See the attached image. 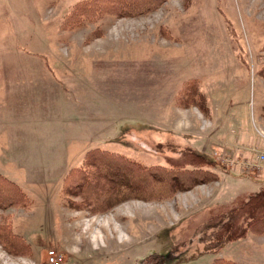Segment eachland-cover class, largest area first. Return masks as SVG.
I'll use <instances>...</instances> for the list:
<instances>
[{
	"label": "rangeland",
	"instance_id": "1",
	"mask_svg": "<svg viewBox=\"0 0 264 264\" xmlns=\"http://www.w3.org/2000/svg\"><path fill=\"white\" fill-rule=\"evenodd\" d=\"M80 1L0 0V174L29 201L0 210V227L22 238L15 255L0 245V264H264V234L219 248L205 226L264 185V0H168L64 29ZM194 79L201 107H183ZM245 135L251 160L233 142ZM93 149L144 167L196 152L219 180L94 215L64 192Z\"/></svg>",
	"mask_w": 264,
	"mask_h": 264
},
{
	"label": "trees",
	"instance_id": "2",
	"mask_svg": "<svg viewBox=\"0 0 264 264\" xmlns=\"http://www.w3.org/2000/svg\"><path fill=\"white\" fill-rule=\"evenodd\" d=\"M166 1L168 0H82L64 17L62 27H79L85 20L93 22L102 15L116 18L138 17L156 11ZM259 75L264 78V66ZM176 99L183 107H201L202 96L198 80L185 83ZM85 164L82 168L69 171L64 192L81 200L69 201L68 207L86 209L94 215L105 213L125 200L165 199L178 191H187L219 180L215 161L196 152L186 153L181 160L172 161L166 167H144L122 155L93 149L85 155ZM28 202L19 185L0 174V210L26 208ZM209 219L205 226L208 230H213L214 243L219 248H222L221 240L230 242L249 232L264 234V185L255 193L243 194L231 203L215 207L213 216ZM20 241L22 238L12 234L8 227H0V245L8 253H19L17 242ZM159 258L162 257L154 255L146 260L148 263L159 264ZM211 264L236 263L216 260Z\"/></svg>",
	"mask_w": 264,
	"mask_h": 264
},
{
	"label": "crops",
	"instance_id": "3",
	"mask_svg": "<svg viewBox=\"0 0 264 264\" xmlns=\"http://www.w3.org/2000/svg\"><path fill=\"white\" fill-rule=\"evenodd\" d=\"M233 140H234L233 142L237 141V142H235L236 143V146L235 147L238 148V150H236V151H238V154L239 155L241 154L244 157L245 160H247V159L248 160H251L252 155L250 154L251 153L250 150H253V149H251L252 147H248V146H245L243 144L244 142L249 141V136L248 135H245V138H244V136L243 137L240 136L238 138L236 136H234V139ZM262 171H264V169L261 166V172Z\"/></svg>",
	"mask_w": 264,
	"mask_h": 264
},
{
	"label": "built area",
	"instance_id": "4",
	"mask_svg": "<svg viewBox=\"0 0 264 264\" xmlns=\"http://www.w3.org/2000/svg\"><path fill=\"white\" fill-rule=\"evenodd\" d=\"M257 163H264V154H259V155H258V157H257ZM243 165H245V163H244ZM253 165H255V164H251V163H247V162H246V166H247L248 168L253 167ZM55 260H56V259H55V257H54V254H51L50 262H51L52 264H59V263L56 262Z\"/></svg>",
	"mask_w": 264,
	"mask_h": 264
}]
</instances>
